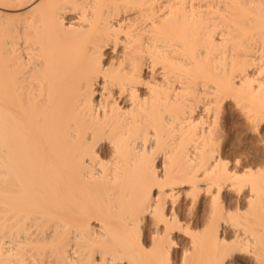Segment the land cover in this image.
Wrapping results in <instances>:
<instances>
[{
    "label": "bare ground",
    "instance_id": "obj_1",
    "mask_svg": "<svg viewBox=\"0 0 264 264\" xmlns=\"http://www.w3.org/2000/svg\"><path fill=\"white\" fill-rule=\"evenodd\" d=\"M0 9L12 11L0 10V264L90 260L101 250L129 264H153L158 257L143 249L156 233L141 228L133 249L127 222L141 173L166 164L170 177L191 185L176 183L177 207L189 192L197 201L199 216L181 221L186 230L199 231L225 208L244 212L252 201L239 231L254 255L232 259L258 264L264 178L251 177L240 191L221 183L222 172L210 175L214 207L198 170L211 174L213 146L219 162L233 142L251 152L245 169H259L264 158V0H0ZM70 13L77 20L67 23ZM129 33L122 74L127 35L121 46L117 37ZM90 48L106 68L116 62L107 95L105 82L88 72ZM132 73L151 85L137 86L134 100L130 89L121 94ZM89 137L95 155L111 162L102 170ZM236 237L237 229L220 227L200 239L191 259L212 264L216 240ZM187 244L171 251L173 261L183 259Z\"/></svg>",
    "mask_w": 264,
    "mask_h": 264
},
{
    "label": "snow or ice",
    "instance_id": "obj_2",
    "mask_svg": "<svg viewBox=\"0 0 264 264\" xmlns=\"http://www.w3.org/2000/svg\"><path fill=\"white\" fill-rule=\"evenodd\" d=\"M124 35H127V44L123 45L125 48V58L121 61V72L123 74V68L129 62L128 54L132 48L134 36L133 34H122L117 37V44L120 45V41L124 39ZM154 35V34H150ZM149 43H151L149 41ZM90 52L93 54L87 60L88 72L92 74L94 79H101L105 82V95L108 92V80L113 74L116 62L113 61L112 65L107 68L105 65L108 64L106 60H102L99 53L95 52L90 48ZM261 81H264V72H261L259 77ZM141 86L144 88H150V84H144L142 81H137L135 79V73L128 76V79L124 81L123 90L121 94L128 91L132 92L133 100L137 95L136 88ZM260 89L264 91V82L260 83ZM111 102V101H109ZM206 131H210L207 130ZM253 131H257L253 128ZM259 133L264 134V121L261 122L258 129ZM91 142V151L95 158L96 165L102 170L104 166L110 164L111 162H102L99 156H96V141L89 137ZM261 147L264 149V135L260 136ZM227 147V145H226ZM147 149V142L145 144ZM116 148L114 146V152ZM153 158H156L159 153L157 149L152 150ZM251 152L246 149L239 142H233V149L228 153V158L226 160H220L217 162L215 158V147L213 146V157L211 164L215 165L212 168V173L209 174L207 169L198 170V175L202 177L208 183V193L209 198L213 201V206L216 205V197L212 195L213 192L217 191V185L212 183L209 179L210 175H215L217 172H222L225 180L221 183H231L233 185H239V190L243 191L250 186V178L259 174L264 178V158L260 160V168L257 169L255 164H252L250 168L245 169V162L250 161ZM86 162H89L86 158ZM233 166L236 168V172L232 171ZM243 175H237V172L242 171ZM176 182H173V181ZM183 182L189 186L190 182L188 180L180 181L175 177H170L167 174V164L165 165V170L154 173L149 165L138 178L137 181V195L131 203V218L127 222V238L133 249L137 247V237L139 236V230L143 228L145 231L148 230L149 225L151 229L156 233L152 237V247L148 249H143V252L148 255H155L158 258L153 262V264H196L191 257L197 253L199 250V241L202 237L211 235L215 236L218 228L224 226H231L237 229V237L232 240L219 241L216 240L214 246L215 259L212 264H235L232 257L239 253L254 255L252 249L253 244L251 242H246L244 235L240 233V229L244 227L245 217H251L252 212V201L249 202V208L242 212L240 210L229 211L224 209L220 216L217 218L215 212L207 218L203 227L199 231L186 230L184 224L181 221L187 222L192 217L199 216V209L197 207V201L193 196L192 192H189V200L187 203L181 202V206L177 207V198L173 193V189L176 187V183ZM200 189L203 190L204 185L201 184ZM236 189H234L235 191ZM179 214V215H178ZM180 232L182 235L180 238H174V233ZM187 237L191 241L187 244V241L183 239ZM252 237H248V241H252ZM55 243V238L53 239ZM187 244L183 252V259L177 258L175 261L171 258V251L173 249L179 250L182 245ZM23 247V245H22ZM31 247V246H29ZM261 247L262 252L258 260V264H264V232L261 233ZM11 264H39V261L32 260H13ZM61 264H129L127 258L123 260L119 258H113L112 253H105L103 250L99 254H94V257L90 260L76 259L69 261L67 259L63 260Z\"/></svg>",
    "mask_w": 264,
    "mask_h": 264
},
{
    "label": "rangeland",
    "instance_id": "obj_3",
    "mask_svg": "<svg viewBox=\"0 0 264 264\" xmlns=\"http://www.w3.org/2000/svg\"><path fill=\"white\" fill-rule=\"evenodd\" d=\"M0 10H1V11H4V12H6V13H8L9 11H10L9 13L12 12L11 10H8V11L5 10V9H3V10L0 9ZM13 12H14V11H13ZM70 14H71V15H70ZM70 14H68V16H66V17L68 18V19H66V22H67V23H68V21H69V22H71V21L73 22V21H76V20H77V19H75V18L72 17V15L75 17L74 13H70ZM69 17H70V18H69ZM71 18H72V19H71ZM69 19H70V20H69Z\"/></svg>",
    "mask_w": 264,
    "mask_h": 264
}]
</instances>
